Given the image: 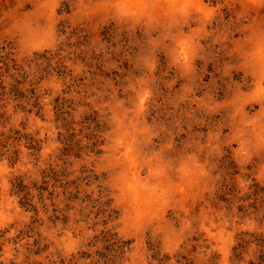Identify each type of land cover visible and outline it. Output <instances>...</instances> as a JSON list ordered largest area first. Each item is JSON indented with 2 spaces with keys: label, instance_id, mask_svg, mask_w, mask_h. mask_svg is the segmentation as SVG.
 Wrapping results in <instances>:
<instances>
[{
  "label": "rangeland",
  "instance_id": "rangeland-1",
  "mask_svg": "<svg viewBox=\"0 0 264 264\" xmlns=\"http://www.w3.org/2000/svg\"><path fill=\"white\" fill-rule=\"evenodd\" d=\"M0 264H264V0H0Z\"/></svg>",
  "mask_w": 264,
  "mask_h": 264
}]
</instances>
